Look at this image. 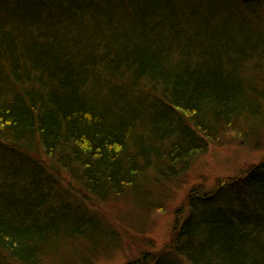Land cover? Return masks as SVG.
Here are the masks:
<instances>
[{
  "label": "trees",
  "instance_id": "16d2710c",
  "mask_svg": "<svg viewBox=\"0 0 264 264\" xmlns=\"http://www.w3.org/2000/svg\"><path fill=\"white\" fill-rule=\"evenodd\" d=\"M262 15L264 0H0V264L116 245L80 192L143 206L209 144L254 142ZM176 215L130 264H264V159Z\"/></svg>",
  "mask_w": 264,
  "mask_h": 264
},
{
  "label": "rangeland",
  "instance_id": "374dc122",
  "mask_svg": "<svg viewBox=\"0 0 264 264\" xmlns=\"http://www.w3.org/2000/svg\"><path fill=\"white\" fill-rule=\"evenodd\" d=\"M259 18L263 28L264 15ZM263 159L264 129L254 142L244 145L229 134L216 144H209L205 154L198 157L185 174L151 189L143 206L139 202L136 204L132 195L120 198L115 202L117 204H94L80 192L78 196L87 203V210L100 220L103 230H107L108 235L113 233L121 237L116 245L103 246L95 251L84 243L72 242L70 250L65 253L69 260L60 264H130L144 252L158 254L171 241L176 211L186 205L194 189L208 193L218 185V180L242 177ZM65 187L77 194L74 184Z\"/></svg>",
  "mask_w": 264,
  "mask_h": 264
}]
</instances>
